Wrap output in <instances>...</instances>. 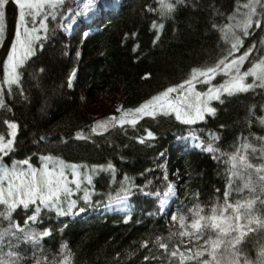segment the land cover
I'll return each instance as SVG.
<instances>
[{
  "label": "trees",
  "instance_id": "16d2710c",
  "mask_svg": "<svg viewBox=\"0 0 264 264\" xmlns=\"http://www.w3.org/2000/svg\"><path fill=\"white\" fill-rule=\"evenodd\" d=\"M76 1L66 0L64 14ZM244 2L185 0L171 16L164 17L158 11L148 10L159 9L157 0H122L117 9L91 21L97 24V29L92 31L93 24L88 22L71 35L59 27L62 15L56 19L49 16L48 39L42 45L37 43L35 55L19 69V85H12L9 91L3 79L4 60L16 33L19 13L14 0H9L4 9V34L0 39V87L3 89L0 98L6 105L0 109V136L5 141L11 139L9 123L19 127L13 150L0 164L11 166L14 161L30 158L32 166L40 167V157L51 155L65 163L84 165L81 172H86L81 178L80 191L72 195L77 201L74 212L84 207L83 213L58 216L55 210L42 208L37 222L29 221L37 231L52 230V235L41 241L44 253L38 252V255H48L49 261L54 257L58 260L61 245L67 244L65 252H71L72 264H168L169 258L154 241L156 236L165 237L169 249L180 243L179 237L167 240L170 230L179 229L178 221L172 222L171 215L180 211L187 215L195 204L204 208L203 214H208L213 204L223 203L230 179L228 161L245 142L257 149L255 154L248 149L251 162H264L257 159L264 157V124L260 122L264 118V89L225 95L223 103L212 101L215 115L206 116L195 125H184L174 116L158 115L155 119H140L135 127L116 125L96 132L92 128L97 116L85 99V96L120 94L122 109L126 110L138 107L169 86L182 83L192 68L211 65L220 58L226 45L213 24L228 23L227 17ZM153 23L164 27L154 28ZM86 30L92 32L85 35ZM261 41H264V24L244 38V48L236 55L253 43L260 50H254L253 55L264 54ZM248 67L250 64L245 62L242 71ZM75 70V82L69 86ZM225 79L218 75L211 83L218 85ZM251 80L249 77L248 82ZM200 87L203 90L206 86L200 84ZM148 131L156 138L139 143ZM77 133L84 139H77ZM187 134H194L202 142V149L211 144L215 151L177 143L178 138ZM109 163L115 168L114 174L95 167L106 168ZM167 169L179 179V188L177 199L161 212L160 197L143 192L160 191L162 196L168 184L163 178ZM87 175L92 177L91 185ZM125 175L143 189L141 192L133 188L130 219L129 215L103 211L109 194L116 195ZM231 179L234 187L240 185L238 179ZM85 189L94 190L92 202L87 205L82 199ZM247 195L245 190L242 196ZM236 198L240 197L232 193L229 199ZM34 209L33 205L28 209L21 206L13 218L23 226ZM255 214L264 218V207L259 202ZM65 224L68 226L64 227ZM6 227V221L0 223V230ZM183 239L187 243L188 238ZM145 240H149L148 248L141 247ZM195 243L189 246L194 247ZM260 244H264V229L250 233L247 238L244 247L251 259H256ZM180 250L184 251L183 245ZM20 251L29 257L23 264H33L31 245H21ZM145 255L159 259L146 262ZM172 264L177 262L173 259Z\"/></svg>",
  "mask_w": 264,
  "mask_h": 264
},
{
  "label": "snow or ice",
  "instance_id": "6c2138e0",
  "mask_svg": "<svg viewBox=\"0 0 264 264\" xmlns=\"http://www.w3.org/2000/svg\"><path fill=\"white\" fill-rule=\"evenodd\" d=\"M14 2L19 8V24L23 27V35L19 30L16 32L15 42L4 62L5 82L9 85V91L12 85H19L21 80L19 69L35 55V45L38 42L42 45L43 40L48 39L46 21L49 16L56 19L57 15H62L67 23H60L59 27L68 30L76 23V16L84 15L96 7V0H87L82 8L77 0L76 9L79 11L68 7L67 14H64L66 0H14ZM157 2L160 5L159 9L150 7L148 10L158 11L161 16L166 17L171 16L176 11L177 5L184 4L185 0H157ZM8 3L9 0H0V39L4 34L2 21ZM227 19L226 24H213V28L221 33V39L226 45L220 58L213 64L192 68L189 77L182 83L167 87L136 108L123 110L119 117L113 116L104 121H97L92 131L96 132L97 129L107 131L110 125L112 127L119 125L123 128L128 124L135 127L140 119L144 117L155 119L158 115L174 116L184 125H195L198 121L205 120L206 116L215 115L216 108L212 106V101L223 103L222 97L225 95L234 96L255 91L257 88L264 89V54L253 55L254 50L260 51L257 45L253 43L240 55H236L244 48V38L254 34L255 29L262 28L264 0H245L243 4H238L235 12ZM28 24L32 25L31 28ZM153 27L163 29L164 25L153 23ZM156 39L158 40L159 36ZM261 43L264 44V41ZM249 57L252 59L249 60ZM245 62H248L250 67L242 71ZM218 75L227 79L221 84L208 87L207 91H197V84L211 85ZM249 77L252 78L251 82H248ZM69 86H71L70 80ZM2 93L3 89L0 87V96ZM5 107L4 99L0 98V109ZM260 122L264 124V118H261ZM8 127L11 129V139L5 141V138L0 136V161H3L4 157L13 150L19 126L12 122ZM76 138L84 139L81 133H77ZM155 138L154 133L148 131L147 137H141L139 143L144 144L145 139ZM248 149H251L253 154L257 152L255 147L245 142L230 156L228 161L231 165L230 179L223 194V203L213 204L208 214H203L204 208L199 204L188 209L187 215L183 211L172 214L170 219L172 222L178 221L179 229L176 232L170 230L167 240L171 241L173 237L181 238L180 243L174 245L172 249H169V243L164 242L165 237L156 236L154 243L159 249L164 250V254L169 258L168 264H172L173 259L177 264H264V244L259 245L255 260L250 258L244 247L250 233L264 229V218L255 214L257 202L264 207V162H251ZM204 150L215 151L211 144ZM160 155L162 156L163 153ZM40 159L41 167L32 166L30 158L14 161L11 166L0 164V206H2L0 223L7 222V227L0 230V264H23V261L29 259L26 252L20 251L21 245H31L33 264H72L71 252H65L68 248L67 244L61 245L58 260L54 257L49 261L48 255H38V252L44 253L41 241L44 237H50L52 230L37 231L29 225V221L35 224L42 208L55 210L58 216L78 215L84 212L86 210L84 207L74 212L77 201L71 199L74 190L70 185H74L75 190L80 191L79 169L85 166L67 164L51 155L41 156ZM257 159L264 161V157ZM95 167L115 173V168L110 163L106 168ZM69 175L72 176L71 180ZM231 177L238 179L240 185L234 187ZM163 178L167 181V174ZM86 179L91 185L92 177L87 176ZM134 187L143 192L140 186L134 185L132 179L125 175L116 195L113 197L109 194L108 207L129 213L130 219V200L135 195ZM245 190L248 195L242 196ZM93 191L84 190L82 199L86 205L92 202ZM232 193L240 198L230 201ZM143 194L160 197L159 211L162 212L168 206L169 200L176 196V190L169 182L162 196L160 191L143 192ZM30 205L35 206L34 212L21 226L14 220L13 213L21 206L28 209ZM185 237L188 238L187 243L183 239ZM200 241L203 243H198ZM194 242H196L194 247H190L189 245ZM181 245L184 251L180 250ZM148 246L149 240L143 241L141 247L148 248ZM5 248H8L7 252L4 251ZM143 259L147 262L159 257L145 255Z\"/></svg>",
  "mask_w": 264,
  "mask_h": 264
},
{
  "label": "rangeland",
  "instance_id": "374dc122",
  "mask_svg": "<svg viewBox=\"0 0 264 264\" xmlns=\"http://www.w3.org/2000/svg\"><path fill=\"white\" fill-rule=\"evenodd\" d=\"M78 2H79V5H80V8H82L83 4L86 3L87 0H78ZM121 2H122V0H96V7L95 8H93L90 12H87L84 15L76 16L75 17L76 23L73 24L72 28L68 29V30H64V29L63 30L66 32L67 35H71L75 31H77L79 29V27L82 26L83 24H86L88 22L93 24L94 22H91V21L96 19L97 17L102 16L104 12L112 11V10L117 9L120 6ZM76 4H77V1L74 3L72 8L76 9ZM76 10L79 11V9H76ZM18 11H19V8H18ZM37 20H38V18H37ZM62 23H67V21L62 20ZM31 26H32L31 24H28L29 28H31ZM96 26H97V24H93L92 31L94 29L98 28ZM18 30L23 35V27H21L20 24H19V13H18V23H17L16 32ZM92 31L86 30L84 34L88 35ZM15 39H16V33H15V36L12 39L10 45L8 46V48L6 50V55H5V60L4 61H6L7 54L10 51L12 44L15 42ZM73 73H75V75H71V77H70V82L72 84H74V82H75L76 75H77V70H75ZM3 79L5 81V73H4V78ZM221 83H223V82H221ZM202 86H204V84H202ZM205 86L206 87H204V89L202 90V88L200 87V84H197V86H196L197 87V91H207L208 87L213 86V85L211 83V85H205ZM173 95H175V94H173ZM85 99L87 101V104H88V107H89L90 111L93 112L97 116L96 122L97 121L107 120L108 118L113 117V116L119 117L121 115L122 111H123L122 104H121V95L120 94L103 95V96H99V97L85 96ZM110 127H112V126L110 125L108 128H110ZM97 130H103V129H97ZM177 143H179V144L186 143V144H188V146L190 148H197V149H200V150L205 149V148L202 149V147H203L202 142L197 137H195L194 134H187V135H185L183 137L178 138ZM67 164H70V163H67ZM24 167H26V166H24ZM66 171H70V170L66 169ZM79 171H80V174H81L80 175V179H81L86 172H81V168L79 169ZM165 174H167V176H168L167 182L168 183L171 182L175 186L176 196L172 197L169 200L168 206L162 212H165L167 210V208L171 204H173L174 200L177 199V193H178V188H179V179L176 176L172 175L171 172L168 169L166 170ZM87 176H89V175H87ZM71 179H72V176L69 175V180H71ZM70 186L73 187V190H74V193H75V191H76L75 190V186L74 185H70ZM71 199H74V198L71 197ZM131 208H132V205H131ZM103 211L104 212H106V211L107 212H117V213H121L123 215H129V213H127V212L114 210V209L108 207V204L105 206Z\"/></svg>",
  "mask_w": 264,
  "mask_h": 264
}]
</instances>
